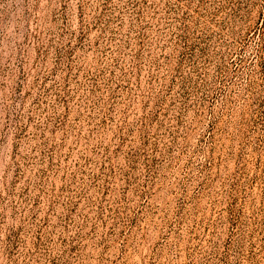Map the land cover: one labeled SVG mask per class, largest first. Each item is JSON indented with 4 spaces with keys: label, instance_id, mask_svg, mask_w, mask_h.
Returning <instances> with one entry per match:
<instances>
[{
    "label": "rangeland",
    "instance_id": "obj_1",
    "mask_svg": "<svg viewBox=\"0 0 264 264\" xmlns=\"http://www.w3.org/2000/svg\"><path fill=\"white\" fill-rule=\"evenodd\" d=\"M0 264H264V0H0Z\"/></svg>",
    "mask_w": 264,
    "mask_h": 264
}]
</instances>
